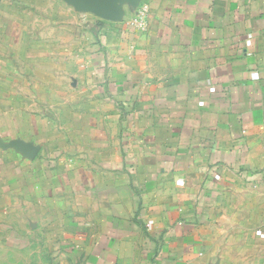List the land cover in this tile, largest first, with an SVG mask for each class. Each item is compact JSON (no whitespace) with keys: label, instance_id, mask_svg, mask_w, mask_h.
<instances>
[{"label":"crops","instance_id":"obj_1","mask_svg":"<svg viewBox=\"0 0 264 264\" xmlns=\"http://www.w3.org/2000/svg\"><path fill=\"white\" fill-rule=\"evenodd\" d=\"M122 8L0 0V264H264V0Z\"/></svg>","mask_w":264,"mask_h":264},{"label":"water","instance_id":"obj_2","mask_svg":"<svg viewBox=\"0 0 264 264\" xmlns=\"http://www.w3.org/2000/svg\"><path fill=\"white\" fill-rule=\"evenodd\" d=\"M78 12L91 13L109 22H118L123 18V5L129 4L137 8L146 0H64ZM28 155H31L28 154Z\"/></svg>","mask_w":264,"mask_h":264}]
</instances>
